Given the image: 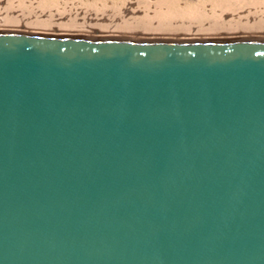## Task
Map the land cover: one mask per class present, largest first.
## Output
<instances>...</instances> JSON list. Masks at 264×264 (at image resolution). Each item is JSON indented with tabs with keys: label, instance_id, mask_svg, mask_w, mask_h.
Masks as SVG:
<instances>
[{
	"label": "water",
	"instance_id": "1",
	"mask_svg": "<svg viewBox=\"0 0 264 264\" xmlns=\"http://www.w3.org/2000/svg\"><path fill=\"white\" fill-rule=\"evenodd\" d=\"M0 264H264V36L0 29Z\"/></svg>",
	"mask_w": 264,
	"mask_h": 264
},
{
	"label": "bare ground",
	"instance_id": "2",
	"mask_svg": "<svg viewBox=\"0 0 264 264\" xmlns=\"http://www.w3.org/2000/svg\"><path fill=\"white\" fill-rule=\"evenodd\" d=\"M0 29L146 38L264 36V0H0Z\"/></svg>",
	"mask_w": 264,
	"mask_h": 264
},
{
	"label": "rangeland",
	"instance_id": "3",
	"mask_svg": "<svg viewBox=\"0 0 264 264\" xmlns=\"http://www.w3.org/2000/svg\"><path fill=\"white\" fill-rule=\"evenodd\" d=\"M84 2L86 1V0H83ZM196 1V0H195Z\"/></svg>",
	"mask_w": 264,
	"mask_h": 264
}]
</instances>
